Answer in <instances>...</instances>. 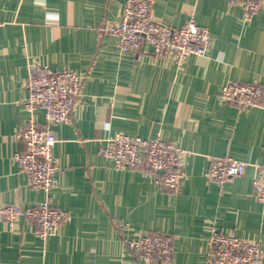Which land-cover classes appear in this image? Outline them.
I'll return each instance as SVG.
<instances>
[{
  "label": "crops",
  "instance_id": "1",
  "mask_svg": "<svg viewBox=\"0 0 264 264\" xmlns=\"http://www.w3.org/2000/svg\"><path fill=\"white\" fill-rule=\"evenodd\" d=\"M148 2L152 17L174 29L193 13L210 32L206 54L177 65L147 45L120 52L103 28L120 20L124 0H0V205L24 209L46 197L12 160L30 64L83 78L71 121L50 124L58 172L49 201L69 219L45 240L30 220H0V264H141L125 241L149 232L170 238L172 264H203L212 228L257 242L264 254V215L251 188L264 163V94L249 109L217 100L229 81L264 86V6L243 23L226 0ZM117 133L189 151L178 190L157 184L146 165L117 169L102 156ZM223 156L247 168L219 185L208 169Z\"/></svg>",
  "mask_w": 264,
  "mask_h": 264
},
{
  "label": "built area",
  "instance_id": "2",
  "mask_svg": "<svg viewBox=\"0 0 264 264\" xmlns=\"http://www.w3.org/2000/svg\"><path fill=\"white\" fill-rule=\"evenodd\" d=\"M226 3L241 9L243 23L250 22L264 6V0H226ZM103 30L115 38L122 53H137L147 45L154 56L172 59L177 65L190 57L204 56L211 42L208 28L199 25L193 13L182 26L174 29L152 17L148 0H124L120 20ZM82 79L69 69L51 70L30 64L23 80L27 91L23 109L27 118L16 132L20 149L13 153L12 160L25 174L28 187L44 192L46 197L38 205L24 209L15 204H2L0 220L8 224L22 217L30 220L38 226L37 235L42 240L54 236L58 227L69 219L67 212L53 207L49 201L58 172L52 154L57 139L50 124L71 121ZM263 94L262 84L229 81L220 89L217 100L249 109L260 105ZM38 113L42 122L36 119ZM188 153L161 139H142L120 133L109 137L101 151L117 169H140L146 165L156 175L157 184L172 192L178 190L183 179V163ZM246 168L245 162L230 156L217 157L210 161L208 176L211 181L223 185L243 175ZM251 188L264 215V163L258 164ZM125 242L141 264L173 263L172 243L165 234L149 232ZM263 259V249L257 242L212 228L203 264H262Z\"/></svg>",
  "mask_w": 264,
  "mask_h": 264
}]
</instances>
